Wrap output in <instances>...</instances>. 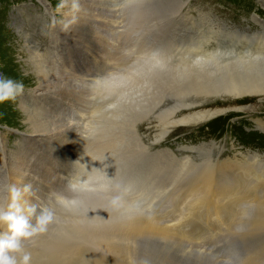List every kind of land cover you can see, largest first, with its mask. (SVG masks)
<instances>
[{"label": "rangeland", "instance_id": "374dc122", "mask_svg": "<svg viewBox=\"0 0 264 264\" xmlns=\"http://www.w3.org/2000/svg\"><path fill=\"white\" fill-rule=\"evenodd\" d=\"M42 1L45 6L38 0H0V77L24 85L22 94L0 103V204L6 205L10 199L6 185L30 184L33 192L26 200L46 203L55 213L47 232L24 243L32 264H93L102 256L107 261L108 258L113 262L118 260L119 264L127 261L129 264L132 259V264H264V180L248 177L240 168L246 163L256 165L257 169L260 166L253 157L255 153H264V131L255 122L258 119L264 123V92L247 88L249 92L244 85V92L239 87L228 89L229 78L225 77L226 80L217 82L219 85L212 84L213 87L200 91L187 83L184 89L181 87L184 94L176 89L170 96L168 92L174 90V85L169 87L170 84H163L157 78L167 74V66L169 71L170 66L185 56L184 60L190 64L200 57L209 68L210 56H218L219 60L222 58L218 63L225 61L228 67H233V62L236 64L245 57L247 61L249 55L248 63L240 62H246V68L254 65L258 56L250 53L246 56L245 48L237 41L264 34L261 24L264 23V0ZM44 7L49 10L47 13ZM205 46L210 49H204ZM217 48H221L219 52ZM220 50H224L223 55ZM162 51H166L165 55L171 51L182 57L171 55V59L168 53V65L158 62L146 75L140 68L146 56L154 60ZM232 56L235 58L231 59ZM213 60L217 64V57ZM213 60L210 64L214 65ZM148 61L144 65L153 63ZM240 62L234 65V73L239 72ZM154 68L157 70L152 71ZM138 70H143L142 77ZM244 70L248 75L244 73L242 78L241 73H236L237 80L254 79L262 74L253 72L249 76ZM132 73H138L141 81L149 75L153 82L156 78L161 84L148 78L144 85L152 84L156 89L153 91L151 85L153 89L146 90L143 83H135L136 75L133 80L130 78ZM242 80L238 82L241 85ZM131 81L141 87L138 85L139 89L134 90ZM206 90L209 92L203 94ZM147 91L157 98L152 99L153 103L151 99V103L147 101L152 96ZM156 91L162 95H154ZM147 94L151 96L147 98ZM132 96L136 98L133 102ZM154 99L158 101L155 103ZM131 102L132 110H139L137 113L129 108ZM135 105L143 108L139 107L140 110ZM205 111L211 115L208 117ZM188 114L195 117L190 119L193 116ZM183 118L188 120L182 123ZM228 162L235 167L226 170L223 164ZM207 169L210 177L213 176V185L207 190L210 193L193 191L194 185L204 182ZM260 183L263 188L259 187ZM216 184L221 186L218 188ZM225 188L232 190L228 192ZM117 193L122 200L114 205L111 196ZM124 203H127L126 210L130 205L134 211L129 208L124 213ZM115 211L120 219L118 215L114 218ZM114 213L113 220L118 219V223L110 222V215ZM89 215H109L110 220L105 222L101 216L93 217L100 221L96 225L101 230L92 224L93 218H88L90 225L87 219L82 222ZM120 220L128 221L129 227L151 220L157 223L155 226L168 227L172 222L176 225L167 236L128 237L120 232L122 227L127 228ZM108 223L115 224H110V228ZM104 228H107L105 233ZM3 230L0 226V231ZM94 235L97 239L103 238L95 242ZM105 239L106 248L101 244ZM128 241L132 245H127ZM110 243L119 252L110 250L109 253Z\"/></svg>", "mask_w": 264, "mask_h": 264}, {"label": "bare ground", "instance_id": "6f19581e", "mask_svg": "<svg viewBox=\"0 0 264 264\" xmlns=\"http://www.w3.org/2000/svg\"><path fill=\"white\" fill-rule=\"evenodd\" d=\"M38 1H40V3H42V5L45 6V4H44V2H43L42 0H38ZM46 4H47V3H46ZM27 7H28V6H27ZM44 8H45V7H44ZM46 8H47V7H46ZM46 8H45V10H46V13H47V11H49V10H47ZM34 9H35V8H34ZM23 12H24V11H23ZM49 13H50V12H49ZM50 14H51V13H50ZM30 16H31V15H30ZM55 19H56V18H55ZM31 20H32V19H31ZM259 22L261 23V21H259ZM261 24H263V27H264V23H261ZM18 28H19V27H18ZM24 34H25V33H24ZM221 39H222V38H221ZM214 40H216V39H214ZM214 40L212 39L213 42H214ZM223 40H225V39H223ZM236 40H237V39H236ZM210 41H211V40H209V42H210ZM219 41H220V40H219ZM215 42H216V41H215ZM220 42H221V41H220ZM224 42H225V41H224ZM229 42H230V41H229ZM205 43H206V42H205ZM207 43H208V42H207ZM207 43H206V44H207ZM217 43H218V42H217ZM237 43L240 44L241 46H243V47L245 48V49H243L244 52H246L245 55L250 53V55H252V54H253V55L256 54V56H258V57L255 58L256 60L254 59V62H255L254 65H251V66L248 65V66H247L248 68L245 67V64H246V62L248 61V57H250L249 55H248V57H247V61L245 60L246 57H245L244 59H242L243 62L246 61L245 63L240 62V61H242V60L237 61V62L235 61L236 64H234V62H233V67H234V65H237L238 62H240V63L238 64V65H239V66H238L239 69H238V67L236 66L237 69L239 70V72H236V73H238V74L241 73L242 78L245 76V75L243 76V74L245 73V72H243L244 69H246V70L248 71L249 76H250V74H252L253 72H256V73H257V72H258V73L261 72V73L263 74V75L261 74V76L259 75V77H257L256 74H254V75H256L257 79H255L256 77H253L254 79H252V78H250V77H249V78H246V77H245V78L242 80V79H240L239 77H237V78H239V80H242V81H243V82L240 81V82H242V85H241L240 83H238L239 80H237L236 77H235V76L237 75L236 73H234V72L236 71L235 67H234V68H233L232 66H231V67H230V66L228 67V63H226L225 61H223V62H225V63H223V62L218 63V60H219V59H218V56H216V57H217V64H216V62L213 60V59L216 58V57H215V56H214V57H213V56H210V59H211V57H212L213 59H211V60H213V62H215V64L213 65V64H210V62L212 63V61H211L210 59L208 60V56L205 55V56H207V58H206V59L203 58V59L206 61V66H207L208 61H209V65H212L211 67H209V65H208L209 68H207V67H205V64L202 63V60H201L202 58L200 59V57H199L200 60H199L198 58H194V59H196V61L194 60L195 63H194V61H193V62L190 64V62L188 63V60H187L188 58H186L187 61L184 60L186 56L184 57V59L182 58V60H183V61H182V60L179 59V58L182 57V56H179V58H178V57H177L178 54H177V53L174 54V53H173L174 51L172 52L173 54H171V51H170V53L168 52L170 56L168 55V53L165 55V52H166V51H164V52L162 51L163 53L160 52L159 55L157 54L158 56H156V57H158V58H154V60L156 59L155 63H154V60H152V56H151V57H150V55H149V56H146V58H147V59L145 58L146 62H144L145 60H144V57H143L142 59H143L144 61H142V62H144V63L147 64L148 57H149V58H151V60H149V61H151V62H153V63L151 64V63L148 61V63H150L149 66H146V65H144V63H143V64L141 65L140 68L144 69V71L141 70V71H140L141 73H140L139 70H138L137 72L139 73V75L142 74L143 72H145V74H146L148 71L151 70L150 67H152V66L155 65L156 63L158 64V62H161V63L163 62V64H160V65H164V66H166L167 61H169L168 59H170V58L172 57L171 55H173V56H176V55H177L176 57H177L179 60H178V62H176L177 64H174V62L176 61L177 58L175 59V61L172 63V65H173V64H174V65H173V66H170V67H172V69H170L169 71H168V69H169L168 66H167V68H166V67H164V66L156 65V66L164 67V68H166V70H167V71L165 70L166 73H167V74H165V75H164V74H161V73L158 72L159 74L164 75V76H158V75H157V76H158L157 78H159V79L163 82V84H165V83H166V84H170L169 87H171V85H174V86H173V87H174V90H172V89L170 90V89H169L170 91H169L168 93H169L170 96H172V95L170 94L171 91L176 92V89L180 90L181 87L183 88V87H184L183 85H187V83H188V85H190L189 87H191V88L193 87V89L195 88V89H198V90H199V89H201V90L204 89V90H205V89H207L209 86L211 87L212 84H213V85H217V84L219 85V83H220L223 79L226 80L225 77H228V78H229V79H227L226 82L228 83V85H229L231 88L228 86V87H229L228 89H234V90H236L238 87H239V89H242V87H243V85H244V86H246L245 89H247V88H251V90H252V89L255 88L253 91H255V90L257 89V92H259V93L264 92V57H262V56H264V34H260V33H258V34H257L252 40H249L248 38H245V37H244V38H241L240 41H237ZM237 43L235 42V44H237ZM203 44H204V43H203ZM208 44H209V43H208ZM229 44H234V42H233V43H229ZM201 45H202V44H201ZM217 45H218V44H217ZM213 46H214V44H213ZM235 46H236V45H235ZM245 46H246V47H245ZM223 47H224V46H223ZM197 48H198V47H197ZM203 48H204V49H208V50L210 49V47L208 48L207 46H205V47H203ZM193 49H194V48H193ZM211 49H212V48H211ZM214 49H215V48H214ZM218 49H221V48H217L216 51H217ZM27 50H29V49H27ZM186 50H187V49H186ZM202 50H203V49H202ZM229 50H230V49H229ZM229 50H228V52L230 53ZM232 50H233V48L231 49V51H232ZM204 51H205V50H204ZM206 51H207V50H206ZM206 51H205V52H206ZM222 51H224V50H222ZM222 51L220 50V52H221L220 54L224 53V52H222ZM177 52H178V51H177ZM190 52H191V51H190ZM195 52H196V51H195ZM218 52H219V50H218ZM226 52H227V51H226ZM149 53H150V52H149ZM157 53H158V52H157ZM192 53H193V52H192ZM197 53H198V52H197ZM197 53H196V56H195V57H197V56L199 55V54H197ZM231 53H233V52H231ZM203 54H204V53H203ZM235 54H236V53H235ZM167 55H168L170 58H169ZM185 55H186V54H185ZM193 55H194V54H193ZM201 55H202V54H201ZM201 55H200V56H201ZM210 55H211V54H210ZM214 55H216V54H214ZM222 55H223V54H222ZM232 55H233V54H232ZM238 55H241V53H239ZM238 55H237V56H238ZM40 56H41V55H40ZM153 56H154V55H153ZM202 56H203V55H202ZM220 56H221V55H220ZM220 56H219V57H220ZM226 56H229V54H228V55L226 54ZM226 56H225V57H226ZM237 56H236V57H237ZM246 56H247V55H246ZM222 57H223V56H222ZM240 57H241V56H239L238 58H240ZM243 57H244V55H243ZM243 57H242V58H243ZM251 57H254V56H251ZM34 58H35V57H34ZM39 58H40V57H39ZM166 58H168V59H166ZM234 58H235V57L232 56L231 59H234ZM238 58H237V60H238ZM171 59H172V58H171ZM190 59L192 60V58H190ZM190 59H189V61H191ZM221 59H222V58H221ZM221 59H220V60H221ZM249 59H250V58H249ZM252 59H253V58H252ZM252 59H250V60L252 61ZM158 60H159V61H158ZM207 60H208V61H207ZM220 60H219V61H220ZM228 60H229V58H228ZM165 61H166V62H165ZM226 61H227V60H226ZM230 61H231V60H230ZM230 61H228V62H230ZM164 62H165V64H164ZM171 62H172V61H171ZM171 62H170V63H171ZM203 62H204V61H203ZM231 62H232V61H231ZM231 62H230V63H231ZM170 63H169V64H170ZM204 63H205V62H204ZM247 63H248V62H247ZM250 63L252 64L253 62H250ZM250 63H249V64H250ZM140 64H141V63H140ZM143 65L146 66V67L143 68V67H142ZM147 65H148V64H147ZM167 65H168V64H167ZM229 65H230V64H229ZM240 65H241V66L244 65V66H243V67H240ZM246 65H247V64H246ZM138 66H139V65H138ZM138 66H137V68L139 69ZM156 66H154V67H156ZM249 66H250V67H249ZM160 67H159V68L157 67V68H158V71H160V70H159ZM152 68H153V67H152ZM164 68H161V70H162V69L164 70ZM228 68H231L232 70L230 69V70H229L230 72H228V71H227ZM240 68L242 69L241 72H240V70H241ZM149 69H150V70H149ZM234 69H235V70H234ZM155 70H157V69H155V68L152 69V71H155ZM246 70H244V71H246ZM142 71H143V72H142ZM247 71H246V72H247ZM162 72H164V71H162ZM250 72H251V73H250ZM138 73H136V74H133V73H132V74H131L132 77H131L130 75H129V76H130V78L133 80L134 77H135V75L137 76ZM148 73H149V72H148ZM152 73H153V72H152ZM152 73H151V74H152ZM154 73H155V72H154ZM156 73H157V72H156ZM258 73H257V74H258ZM145 74H144V75H145ZM245 74H246V73H245ZM139 75H138V76H139ZM146 75H147V74H146ZM234 75H235V76H234ZM246 75H248V74H246ZM129 76L127 77V80H129ZM133 76H134V77H133ZM138 76L135 78V83H136V84H137V82H139V84H140V83H143V84H141V85H143L144 87H147L146 85H144V84H145V81H146L148 78L151 79V77L148 75V78H146V80L143 79V78H145V77H143V78H141V79H142V81H141L140 78H139ZM140 76H141V75H140ZM142 76H143V75H142ZM142 76H141V77H142ZM251 76H252V75H251ZM146 77H147V76H146ZM152 77H154V76L152 75ZM136 79H137V80H136ZM155 79H156V78H155ZM155 79H154V82H155L156 80L158 81V79H156V80H155ZM245 79H246V80H245ZM249 79H250V80H249ZM139 80H140L141 82H140ZM151 80H152V82H153V79H151ZM151 80H150V81H151ZM160 80L158 81L159 84H161V83H160ZM136 81H137V82H136ZM246 81H247V82H246ZM127 82H129V81H127ZM131 82H132V81H131ZM148 82H149V81H148ZM148 82H146L147 85H148ZM154 82H153V83H154ZM158 82H157V83H158ZM184 82H186V84H185ZM217 82H219V83H217ZM132 83H133V82H132ZM150 83H151V82H150ZM216 83H217V84H216ZM227 83H226V84H227ZM243 83H244V84H243ZM133 84H134V83H133ZM139 84H138V85H139ZM155 84H156V83H155ZM239 84H240V85H239ZM138 85H135V84H134V86L132 85L133 88H134V90H138V89H139L138 87H139L140 85H139V86H138ZM151 85H152V84H151ZM151 85H148V87H147L148 89H147V88H145V89H146V90H149V88H150L149 86H151ZM157 85H158V84H157ZM188 85H187V86H188ZM213 85H212V87H213ZM135 86H136L137 88H135ZM143 86H142L143 89L140 88V90H139L140 93H141L142 90H145ZM152 86H153V85H152ZM152 86H151V87H152ZM159 86H160V85H159ZM162 86H163V85H162ZM221 86L224 87L225 85L223 86V83H222ZM140 87H141V86H140ZM165 87H166V85H165ZM169 87H168V88H169ZM219 87H220V86H219ZM219 87H218L217 89H219ZM222 87H221V88H222ZM240 87H241V88H240ZM133 88H132L131 90H133ZM153 88H154V89H153ZM153 88H152L153 91H155V89H156L155 85L153 86ZM163 88H164V87H163ZM186 88H188V87H186ZM186 88H185V90L188 91V89H186ZM214 88H216V87H214ZM224 88H225V87H224ZM141 89H142V90H141ZM152 89L150 88V90H152ZM166 89H167V87H166ZM166 89H165L164 91L167 92L168 90H166ZM183 89H184V88H183ZM193 89H192V90H193ZM225 89H226V88H225ZM245 89H244V90H245ZM146 90H145V91H146ZM150 90H149V91H150ZM162 90H163V89H162ZM178 90H177V91H178ZM181 90H182V89H181ZM181 90H180L179 92H181ZM214 90H216V89H214ZM234 90H233V92H234ZM242 90H243V89H242ZM242 90H241V91H242ZM244 90H243V92H244ZM157 91H158V90H157ZM157 91H156V92H157ZM159 91H160V90H159ZM183 91H184V90H182V93H183ZM195 91L197 92V90H195ZM199 91H200V90H199ZM199 91H198L197 93H199ZM207 91L209 92V90H206L205 92H203V91H201V92H203V94H204V93H208ZM224 91H225V90H224ZM237 91H239V90H237ZM237 91H236V92H237ZM241 91H240V92H241ZM247 91L250 92V90H248V89H247ZM247 91H246V92H247ZM253 91H252V92H253ZM162 92H163V91H161V93H162ZM179 92H177V93H178L177 96L180 95ZM193 92H194V91H193ZM215 92H217V91H215ZM218 92H219V91H218ZM218 92H217V94H219ZM225 92L227 93V91H225ZM230 92H232V90H231ZM233 92H232V93H233ZM132 93H134V92H132ZM147 93L151 94V93L148 92V91H147ZM154 93H155V92H154ZM185 93H187V92H185ZM191 93H192V92H191ZM212 93H213V91H212ZM228 93H229V92H228ZM232 93H231V94H232ZM134 94H135V93H134ZM134 94H133V95H134ZM137 94H139V93H137ZM137 94H135V95L137 96ZM141 94H142V93H141ZM143 94L145 95L146 92H145V93L143 92ZM157 94H158V95H162V94H160V92H159V93L157 92V93L154 94V95H157ZM172 94H173V93H172ZM183 94H184V93H183ZM214 94H215V93H214ZM223 94H224V92H223ZM229 94H230V93H229ZM239 94H240V93H239ZM242 94H243V93H242ZM248 94H249V93H248ZM250 94H251V93H250ZM257 94H258V93H257ZM151 95H152V94H151ZM151 95H148V94H147V98H149ZM158 95H157V96H158ZM163 95H164V94H163ZM165 95H166V94H165ZM175 95H176V93H175ZM201 95H202V94H201ZM234 95H235V94H234ZM234 95H233V96H234ZM240 95H241V94H240ZM136 96H135V97H136ZM140 96L143 97V95H140ZM152 96H153V95H152ZM152 96H151L149 99H147V101H149L150 103H151V101H152L153 98H156V97H154V96L152 97ZM238 96H239V95H238ZM261 96H262V95H261ZM132 97H133V96H132ZM145 97H146V95H145ZM160 97H161V96H160ZM225 97H226V96H225ZM234 97H235V96H234ZM247 97H248V96H247ZM257 97H258V96H257ZM129 98H130V97H129ZM133 98H134V97H133ZM137 98H138V100H137V102H138V101H139V97H137ZM158 98H159V97H158ZM181 98H182V97H181ZM141 99H143V98H141ZM141 99H140V100H141ZM150 99H151V101H150ZM156 99H157V98H156ZM134 100H136V98L132 99V102H133ZM144 100H146V98H145ZM144 100H143V103H142V100H141V103H142L143 105L146 104V103H144V102H145ZM262 100H263V99H262ZM147 101H146V102H147ZM157 101H158V100H157ZM157 101H155V99H154V102H155V103H156ZM259 101H260V100H259ZM132 102L129 103V104H130V105H128V106H130L129 108H131L132 106L134 107V104H132ZM135 103H136V102H135ZM138 103H139V102H138ZM138 103H136V105H137ZM141 103H140V104H141ZM147 103H148V102H147ZM152 103H153V101H152ZM142 104H141V106H143ZM136 105H135V106H136ZM148 105H149V104H148ZM148 105H146V106H148ZM151 105H152V104H151ZM141 106H136V107H138V108L140 107V108H141ZM146 106H144V107L147 109ZM149 106H150V105H149ZM149 106H148V108H150ZM175 106H176V105H175ZM133 107H132V108H133ZM240 107L242 108V106H240ZM252 107H253V106H252ZM252 107H251V108H252ZM132 108H131V111L135 110V109L132 110ZM140 108H139V109H140ZM142 108H143V107H142ZM142 108H141V109H142ZM145 108H144V110H145ZM238 108H239V107H237V109H238ZM243 108H244V107H243ZM245 108H246V107H245ZM141 109H140V110H141ZM151 109H152V106H151ZM151 109H149V110H151ZM128 110H129V109H128ZM136 110H137V108H136ZM147 110H148V109H147ZM147 110H146L145 112H147ZM224 110H225V109H224ZM246 110H248V107H247ZM138 111H139V110H138ZM138 111H136V112L133 111V112H134V113H137ZM218 111H219V109H218ZM222 111H223V109H222L220 112H222ZM148 112H149V111H148ZM205 112H206V111H205ZM216 112H217V110H215V112L212 111L211 113L213 114V113H216ZM143 113H144V112H143ZM199 113H202V112H199ZM132 114H133V113H132ZM141 114H142V113H141ZM193 114H194V113H193ZM193 114H192V115H189V114H188V115L191 117V116H193ZM197 114H198V113H197ZM197 114H196V115H197ZM202 114H203V113H202ZM202 114H200V115H202ZM206 114H208V112H206ZM217 114H219V112H218ZM133 115H137V114H133ZM188 115H187V116H188ZM194 115H195V114H194ZM196 115H195V116H196ZM210 115H211V114L209 113V114H208V117H209ZM187 116H186V117H187ZM195 116L191 117L190 119L194 118ZM205 116H206V115H205ZM168 117H169V116H168ZM197 117L199 118V117H201V116H199V114H198ZM187 118H189V117H187ZM187 118H186V119L183 118L184 121H183L182 123H184L186 120H188ZM203 118H205V117H203ZM203 118H201V119H203ZM172 120H173V119H172ZM172 120H171V121H172ZM176 120H177V119H176ZM178 120L181 121L180 119H178ZM198 120H199V119H198ZM198 120H197V121H198ZM171 121H169L168 123H170ZM174 121H175V119H174ZM174 121H172V122H174ZM189 121H191V120H189ZM255 122H257L258 125L261 126V128H262V132H263V131H264V123H262L261 120H258V119H257ZM175 124H176V123H175ZM177 124H179V123L177 122ZM263 133H264V132H263ZM118 141H119V140H118ZM111 149H112V148H111ZM248 150H249V149H248ZM248 150H247V151H248ZM240 153H241V152H240ZM244 154H245V153H244ZM242 155H243V154H241V156H242ZM251 156H252V155H251ZM251 156H250V158H252ZM253 156H254V154H253ZM261 157H263V158L261 159ZM248 158H249V157H248ZM253 158H255V160H256V161H254V162H256V163L258 162V164L260 165V166L258 167V169L256 168V165L253 166V165H251V164H249V163L243 164L244 166L239 165V164H237L236 166H242V167L246 168V169H244V168L240 167L241 169L244 170V171L241 170V172H243L244 174H245V173L248 174V177L259 178L260 181H261V180H264V153H260V154H259V153H255V157H253ZM251 160H252V159H251ZM251 160H250V161H251ZM247 161H248V160H247ZM252 162H253V161H252ZM256 163H253V164H256ZM180 164H181V163H180ZM182 164H183V163H182ZM223 165H224V168L226 169V168H229V167L233 166L234 164H230V163L228 162V163H225V164H223ZM219 166H221V165H219ZM207 167H208V166H207ZM234 167H235V165H234ZM238 168H239V167H238ZM253 168H255V170H256L257 172H255V171L253 170ZM262 168H263V169H262ZM208 169H209V167H208ZM208 169H207V170H208ZM220 169L222 170V168H220ZM225 169H223L222 171H224ZM261 169H262V170H261ZM205 170H206V169H205ZM209 170H211V168H210ZM209 170H208V171H204V172H205V173H204V174H205V177L203 178V179H205L204 182H203L202 179H200V180H202L203 184H202V182H200L201 184L199 183V184H200V185H199V184H198L199 179H198V181H196V182H197L196 184H198V185H197V186H196V185L193 186V187H194V188H193V191L201 192V193H203V192L210 193V191L207 192V190L210 189V185L212 184V181H213V178H212V180H211V177H213V176L210 177V175L208 174V172H210ZM226 170H227V169H226ZM231 170H232V169H231ZM231 170H230V171H231ZM222 171H221V172H222ZM206 172H207V174H206ZM221 172H220V173H221ZM227 172H228V171H227ZM227 172H226V173H227ZM236 172H237V170H236ZM237 173H240V172H237ZM206 175H208V176H206ZM211 175H212V174H211ZM200 176H201V175H200ZM202 176H203V175H202ZM242 176H243V174H242ZM242 176H241V177H242ZM245 176H247V175H245ZM206 177H207V178H206ZM237 177H238V176H237ZM244 178H245V177H244ZM223 179H224V178H223ZM225 179H226V178H225ZM250 179H251V178H250ZM226 180H227V179H226ZM226 180H225V181H226ZM236 180H237V179H236ZM215 181L217 182L218 180H215ZM227 181H228V180H227ZM227 181H226L225 183H227ZM258 181H259V180H258ZM258 181H257V182H258ZM223 182H224V181H223ZM263 182H264V181H263ZM219 183H220V182H219ZM252 183H253V182H252ZM231 184H232V183H231ZM234 184H235V183H234ZM262 184H263V183H262ZM212 185H213V184H212ZM214 185H215V184H214ZM216 185H217L216 187L221 186L220 184H219V185L216 184ZM235 185L237 186V183H236ZM250 185H251V184H250ZM259 185H260V186H259ZM259 185H258V186L261 187V183H260ZM231 186H232V185H231ZM253 186H254V185H253ZM253 186H252V187H253ZM228 187H229V186H228ZM239 187H240V186H239ZM249 187H251V186H249ZM185 188H186V187H185ZM218 188H219V187H218ZM218 188H217V189H218ZM221 188H222V187H221ZM223 188H224V187H223ZM223 188H222V189H223ZM241 188H242V187H241ZM261 188H263V187H261ZM261 188H260V189L258 188V189L261 190ZM186 189H187V188H186ZM211 189H212V188H211ZM214 189H215V188H214ZM225 189H226V188H225ZM229 189H231V188H228V189H226V190H227L228 192H230ZM244 189H245V188H244ZM258 189H257V190H258ZM191 190H192V188H191ZM231 190H232V189H231ZM246 190H247V189H246ZM251 190H252V188H251ZM217 191H218V190H217ZM227 191H226V192H227ZM261 191L263 192V190H261ZM261 191H260V192H261ZM188 192H189V191H188ZM211 192H213V190H212ZM214 192H215V191H214ZM228 192H227V193H228ZM243 192H244V191H243ZM256 192H257V191H256ZM262 192H261V193H262ZM143 193H144V192H143ZM184 193H185V192H184ZM191 193H192V191H191ZM193 193H194V192H193ZM215 193H216V192H215ZM257 193H258V192H257ZM261 193H260V194H261ZM91 194H92V193H91ZM195 194H196V193H195ZM241 194H242V192H241ZM251 194H252V193H251ZM260 194H259V195H260ZM263 194H264V193H263ZM193 195H194V194H193ZM196 195H197V194H196ZM243 195H244V194H243ZM91 196H92V195H91ZM200 196H201V195H200ZM207 196H208V195H207ZM215 196H216V195H215ZM215 196H214V197H215ZM238 196H240V195H238ZM245 196H246V195H245ZM249 196H250V195H249ZM261 196H262V194H261ZM98 197H99V196H98ZM101 197H102V196H101ZM106 197H107V196H106ZM109 197H110V196H109ZM203 197H204V196H203ZM203 197H202V198H203ZM235 197H236V196H235ZM242 197H243V196H242ZM111 198H112V196H111ZM188 198H189V197H188ZM192 198H193V196H192ZM219 198H220V197H219ZM243 198H244V197H243ZM252 198H253V197H252ZM254 198H256V197H254ZM25 199H26V198H25ZM91 199H93V197H92ZM102 199H103V198H102ZM108 199H109V198H108ZM131 199H132V198H131ZM89 200H90V198H89ZM98 200H99V199H98ZM103 200H105V199H103ZM109 200H110V199H109ZM197 200H200V199H197ZM207 200H208V199H207ZM237 200H238V199H237ZM242 200H243V199H242ZM261 200H263V199L261 198ZM261 200H260V201H261ZM105 201H107V198H106ZM194 201H195V200H194ZM230 201H231V200H230ZM103 202H104V201H103ZM190 202H191V201H190ZM200 202H201V201H200ZM200 202H199V203H200ZM86 203H87V202H86ZM104 203L106 204L107 202H104ZM120 203H121V202H120ZM131 203H132V202H131ZM196 203H197V202H196ZM201 203H202V202H201ZM206 203H207V202H206ZM91 204H92V203H91ZM100 204H101V203H100ZM124 204H125V203H124ZM227 204H228V203H227ZM259 204H260V202H259ZM93 205H94V204H93ZM93 205H92V206H93ZM103 205H104V204H103ZM103 205H102V206H103ZM107 205H108V204H107ZM110 205H111V204H110ZM128 205H129V204H128ZM131 205H132V204H131ZM232 205H233V204H232ZM239 205H240V204H239ZM261 205H262V203H261ZM263 205H264V203H263ZM263 205H262V206H263ZM89 206H90V205H89ZM121 206H123V204H122ZM125 206H127V203L124 205V208H123V210H122V211H124V213H126L125 211L128 212V211H129L128 209L131 208V207H129V206H130V205H129L128 207H126V208H127V210H126V209H125ZM193 206H194V205H193ZM193 206H192V207H193ZM86 207H87V206H86ZM100 207H101V206H100ZM104 207H105V206H104ZM202 207H203V206H202ZM210 207H211V206H210ZM249 207H250V206H249ZM94 208H95V207H94ZM106 208H107V207H106ZM106 208H105V210H106ZM133 208H134V207H133ZM258 208H259V207H258ZM95 209H96V208H95ZM109 209H110V208H109ZM119 209H120V208H119ZM124 209H125V210H124ZM131 209H132V208H131ZM131 209H130V210H131ZM245 209H246V208H245ZM97 210H98V208H97ZM105 210H104V211H105ZM107 210H108V208H107ZM107 210H106V211H107ZM120 210H121V209H120ZM132 210H133V209H132ZM132 210H131V213H132ZM252 210H253V209H252ZM256 210H257V209H256ZM256 210L254 211V213L256 212ZM258 210H259V209H258ZM133 211H134V210H133ZM85 212H86V211H85ZM85 212H84V215L86 214ZM110 212H113V211H110ZM116 212H117V211H115V213H116ZM118 212H121V211H118ZM252 212H253V211H252ZM115 213H114V215L112 214V216L110 215V218H111L112 220H110V219L108 218L109 215H108V217L105 216V215H104V217H102L101 215H98V216H97V215H95V216L93 215V217L95 218L96 216H97V217H100V216H101V218H103L104 221L108 219V222H109V220H110V222H111V221H114V220H113V217L115 216ZM124 213H123V215H124ZM131 213H130V214H131ZM254 213H253V214H254ZM132 214L134 215V213H132ZM117 215H118V214L116 213V217H114V218H117ZM91 216H92V215H91ZM124 216H125V215H124ZM124 216H123V217H124ZM85 217H86V216H85ZM93 217H90V215H89V217H87V218H82L81 220H83L82 222H84V219H85V220H86V219L88 220V218H93ZM106 217H107V218H106ZM119 217L121 218L120 214L118 215V218H119ZM94 218H93V219H94ZM101 218H99V219L101 220ZM104 218H105V219H104ZM120 218H119V219H120ZM124 218H125V217H124ZM126 218L129 219V218H130L129 215H128ZM258 218H259V217H258ZM263 218H264V217H263ZM79 219H80V218H79ZM93 219H92V220L90 219V220L92 221V224L95 225V226L97 227L98 225H96V223H98L97 221H99V220L96 218L97 221H95V219H94V221H93ZM128 219H127V220H128ZM134 219L136 220V218H134ZM134 219H132V220L134 221ZM139 219H140V218H139ZM141 219H143V218H141ZM141 219H140V220H141ZM90 220L87 221V222H88V225H90V224H89V221H90ZM103 220H102V221H103ZM115 220H116V219H115ZM117 220H118V219H117ZM117 220H116V221H117ZM127 220H126V221H127ZM132 220H128V221L131 222ZM74 221H75V220H74ZM79 221H80V220H79ZM91 221H90V222H91ZM116 221H114V222H115V223H118V221H117V222H116ZM123 221H124V220H122V221L120 220V222H122V225H123ZM128 221H127V223H128ZM151 221H152V220H151ZM151 221L146 222V223H144V221H143V222L140 221L141 224H138V223L136 222L137 224L134 223V225H131L130 222H129V224L131 225V227H129V225L124 221V223H126L125 225H127V226H126V227H127L126 229H124V228L120 225L121 223H119L118 225H120V226L122 227V229H123L122 231H120V232H122V236H123V235H127V236H128V235H132V236H134V235L136 234V235H135L136 237H137L139 234H142V236H144L145 234H147V235H145V236H150L149 234H151V236H152V234H157V235H162V236L166 235V236H167V234H169V235L171 234L170 231H172V230H173L172 228L176 225L175 223L172 222V223H170V224L168 225V227H161V226H160L161 224L159 225V226H160V227H159V226H155V225H157V223L154 222V223H155V224H154V223H151ZM154 221H155V220H154ZM85 222H86V221H85ZM93 222H95V224H94ZM99 222H100V221H99ZM105 222H106V221H105ZM134 222H135V221H134ZM140 222H139V223H140ZM152 222H153V221H152ZM76 223H77V221H76ZM111 223H112V222H111ZM111 223H108V225L110 226V228H111V225H112ZM115 223H113L112 226H114ZM102 224H103V223H102ZM102 224H101V225H102ZM104 224L106 225V223H104ZM104 224H103V225H104ZM110 224H111V225H110ZM165 224H166V223H165ZM74 225H75V224H74ZM83 225H85V224L83 223ZM105 225H104L103 227H106ZM91 226H92V225H91ZM109 226H108V227H109ZM116 226H117V225H116ZM166 226H167V225H166ZM178 226H180V225H178ZM178 226H177V227H178ZM74 227H75V226H74ZM96 227H95V228H96ZM98 227H100V225H99ZM121 227H120V228H121ZM76 228H77V227H76ZM110 228H109V230H110ZM117 228H119V227H116V229H117ZM81 229H82V228H81ZM98 229H99V228H98ZM100 229L102 230L101 227H100ZM106 229H107V228H104V233H105V230H106ZM177 229H178V228H177ZM78 230H79V229H78ZM96 230H97V229H96ZM71 231H72V230H71ZM79 231H80V230H79ZM89 231H90V230H89ZM92 231L95 232V229L92 230ZM98 231H99V230H97V235H98ZM106 231H107V230H106ZM112 231H114V229H112ZM252 231H253V230H252ZM74 232H75V231H74ZM94 232H93V233H94ZM100 232H101V231H100ZM116 232H118V230H116ZM67 233L69 234V232H67ZM84 233H85V232H84ZM112 233H113V232H112ZM87 234H88V233H86V235H87ZM94 234H95V233H94ZM109 234H110V233H109ZM114 234H115V233H114ZM117 234H121V233L118 232ZM143 234H144V235H143ZM77 235H78V234H77ZM97 235H94V236L96 237V238L94 237L95 242H96L97 240H102V238H103V236H102V238L99 239V237H101V236H100L101 233H100V235H98V236H99L98 239H97ZM102 235H103V233H102ZM104 235H105V234H104ZM157 235H156V237H157ZM91 236H92V235H90V236H88V237L90 238ZM105 236L107 237V234H106ZM113 236H115V235H113ZM116 236H117V235H116ZM116 236H115V238H116ZM135 236H134V237H135ZM140 236H141V235H140ZM140 236H139V237H140ZM145 236H144V237H145ZM110 237L112 238V236H110ZM128 237H129V236H128ZM128 237H125V238H128ZM160 237H161V236H160ZM160 237H159V238H160ZM82 238H83V237H82ZM89 238H88V239H89ZM108 238H109V236H108ZM115 238H113V239H115ZM80 239H81V238H80ZM96 239H97V240H96ZM106 239H107V238H106ZM106 239H105L104 242L101 241V244L104 243V244H103V247H105V248H106L108 242H110V240L108 241V239H107L108 242L106 243V246H104V245H105V242H106ZM109 239H110V238H109ZM118 239H119V238H118ZM123 239H124V238H123ZM123 239H122V240H123ZM183 239H184V238H183ZM60 240H61V239H60ZM83 240H84V239H83ZM90 240H93V238L91 237ZM115 240H116V239H115ZM119 240H121V237H120ZM125 240H127V239H125ZM129 240H130V239H129ZM131 240H132V238H131ZM57 241H58V240H57ZM112 241H113V240H112ZM112 241H111V242H112ZM77 242H78V240H77ZM80 242H81V240H80ZM84 242H85V241H84ZM84 242L82 241V243H84ZM92 242L94 243V241H92ZM97 242H98V241H97ZM115 242H116V241H115ZM122 242H126V241H122ZM128 243H129V241H128L126 244L128 245ZM75 244H76V243H75ZM95 244H96V243H95ZM110 244H111V246H112V243H110ZM129 244H131V243H129ZM56 245H57V244H56ZM59 245H60V244H59ZM79 245H80V244H79ZM83 245H84V244H83ZM98 245H99V244H98ZM131 245H132V244H131ZM135 245H136V244H135ZM77 246H78V245H77ZM81 246H82V245H81ZM99 246H101L100 248L103 249L102 245H99ZM108 246H110V245H108ZM54 247H55V246H54ZM129 247H130V246H129ZM56 248H57V247H56ZM109 248H110V249H109ZM107 249H108L109 253H110V250H111V252H112V250H113V251L115 250V248H113V246H112V247H108ZM119 250H120V249L117 248V251L115 250L114 252H119ZM51 251H52V250H51ZM105 251H107V250L105 249ZM129 251H130V250H129ZM49 252H50V251H49ZM62 252H63V251H62ZM66 252H67V251H66ZM68 252H69V251H68ZM52 254H53V252H52ZM66 254H67V253H66ZM118 254H119V253H118ZM120 254H121V253H120ZM124 254H125V253H124ZM75 255H76V254H75ZM113 255H114V254H113ZM122 255H123V253H122ZM122 255H121V256H122ZM86 256H87V255H86ZM70 257H71V256H70ZM72 257H73V256H72ZM87 257H88V256H87ZM94 257H95V255H94ZM99 257H100V256H99ZM121 258H123V256H122ZM89 259H90V258H89ZM92 259H93V258H92ZM95 259H96V257H95ZM95 259H93V260H95ZM104 259H105V258H103V256H102V259H101V258H100V259L97 258V260H95V262H94L93 264H115L116 262L119 264V262H118L117 259H116V260H117L116 262H115V261L113 262L111 258H108V261L106 260L107 258H106L105 260H104ZM110 259H111V260H110ZM124 259H126V257H125ZM132 260H134V259H132ZM132 260H131V261H132ZM109 261H112V263L109 262ZM119 261H121V259H120ZM124 261H125V260H124ZM124 261H123V259H122V262H124ZM126 261H127V260H126ZM131 261H130V263H131ZM263 261H264V260H263ZM54 262H55V260H54ZM122 262H120V263H122ZM59 263H60V262H59ZM127 263H128V261H127ZM127 263H126V264H127ZM130 263H129V264H130ZM133 263H134V262H133ZM135 263H136V262H135ZM49 264H52V263H49ZM53 264H54V263H53ZM55 264H56V262H55ZM124 264H125V262H124ZM131 264H132V263H131ZM259 264H260V263H259Z\"/></svg>", "mask_w": 264, "mask_h": 264}, {"label": "clouds", "instance_id": "9594fccd", "mask_svg": "<svg viewBox=\"0 0 264 264\" xmlns=\"http://www.w3.org/2000/svg\"><path fill=\"white\" fill-rule=\"evenodd\" d=\"M24 91L22 82L0 77V103L14 100ZM9 202L0 204V264H32L31 254L25 251L24 243L48 231L54 222L52 207L39 201H29L25 197L33 192L32 185L5 186ZM120 194H114L111 203L118 205Z\"/></svg>", "mask_w": 264, "mask_h": 264}]
</instances>
